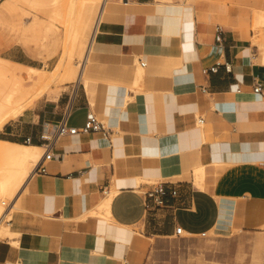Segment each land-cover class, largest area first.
Segmentation results:
<instances>
[{
	"label": "crops",
	"instance_id": "1",
	"mask_svg": "<svg viewBox=\"0 0 264 264\" xmlns=\"http://www.w3.org/2000/svg\"><path fill=\"white\" fill-rule=\"evenodd\" d=\"M112 2L79 82L0 129L43 155L62 121L81 127L92 111L109 124L54 140L46 170L11 202L25 193L0 264H147L179 226L264 228V62L250 25L264 0ZM157 182L162 204L146 197Z\"/></svg>",
	"mask_w": 264,
	"mask_h": 264
},
{
	"label": "rangeland",
	"instance_id": "2",
	"mask_svg": "<svg viewBox=\"0 0 264 264\" xmlns=\"http://www.w3.org/2000/svg\"><path fill=\"white\" fill-rule=\"evenodd\" d=\"M86 3L85 0H0V56L25 64L46 66L48 74L57 68H60V74H63L70 66L72 70H76L78 77L82 66L80 60L87 52L100 9L97 0H92L88 8L84 9L83 6ZM252 10L250 25L254 31L253 45L256 46L255 51L260 55L259 60L264 62L262 58L264 25L255 23V12L254 9ZM72 15L75 27L79 30V36L70 37L65 42L69 31L71 30L70 34L73 32L74 26L69 21ZM47 28H49L48 33ZM97 43L98 41L95 44L96 50ZM91 61H94L93 57ZM11 65L17 70L21 69L18 64L11 63ZM91 67L99 68L98 63ZM22 74L25 78L27 77L24 72ZM2 79L0 78V85L3 82ZM76 79L71 78L66 81L57 79L49 85V88L60 90L61 94L63 90H70L74 84H77L79 81ZM90 79L107 82L110 86L124 84L119 82L121 81L119 78L106 79L92 75ZM125 85L133 91L138 88L137 84H131L128 80ZM38 90H41V87L31 94L34 98L30 96L33 101L30 97L26 99L28 101H26L24 112L32 108L40 97L53 98L52 94L47 92L35 99ZM98 116L102 122L106 123L103 115L98 114ZM4 148L6 146L0 144V149ZM11 166L12 160L0 151V174ZM23 194L25 193H22V197ZM19 197L3 224H7L19 210L22 198L21 195ZM12 199L13 197L7 194L0 198V202L4 200L6 203L2 205L6 208ZM0 237L3 236L0 235ZM147 264H264V228L244 229L235 225L230 229L216 228L213 234L208 232L205 235H193L183 231L182 234L173 237H163L155 241L152 246Z\"/></svg>",
	"mask_w": 264,
	"mask_h": 264
},
{
	"label": "bare ground",
	"instance_id": "3",
	"mask_svg": "<svg viewBox=\"0 0 264 264\" xmlns=\"http://www.w3.org/2000/svg\"><path fill=\"white\" fill-rule=\"evenodd\" d=\"M85 1L87 3L83 6V8L87 9L88 4L92 0ZM97 1L99 3L100 9L96 24L91 34L87 52L84 58L80 60L82 66L78 77L76 75V70H72L70 66L67 68V70H65L63 74H60V68H57L56 70L51 71V73L48 74L46 66L41 67L25 64L19 61H14L4 56H0V78H3V82L0 85V129L10 120L17 118L24 112V110L26 109V101H28L26 99L32 96L31 94H33L39 87H41V90H38L39 92L35 95V99L46 92L57 94L60 90L49 88V85H51L52 82L57 81V79L66 81L70 80L71 78L76 79L77 77L76 80H78L83 76L86 63L89 59V53L92 49V41L94 40V35L98 24L107 19V14L112 11L111 6L112 3H114L112 2V0ZM83 8L81 10H83ZM73 9L74 11L76 9L75 3ZM72 16L69 21L71 22V25L74 26L73 32L72 34H70L71 30L69 31V35L66 37L65 42L70 37L79 36V30L75 27L74 16ZM68 17L70 16L68 15ZM254 21L257 25H264V11H257L254 16ZM48 29L49 28L46 29L47 33ZM262 58H264V54ZM11 63L18 64L21 69L17 70V68L12 67ZM70 71L71 73L73 72V74H71ZM22 72L27 75L26 78L23 76ZM142 77L143 69L140 71L139 81L142 79ZM32 97L34 98V96ZM33 98H31V101H33ZM0 144L6 146V148L0 149V151L12 160V166L5 169V171L0 174V198L5 197L7 194H10V196L13 197L12 200H15L22 191L27 190L26 186L30 178L35 173L36 165L41 158L42 148L38 145L2 139H0ZM201 173L202 169H196V181L200 180ZM2 203L4 204L6 202L4 200L0 202V235H2L3 237L12 236L14 233L10 228V221H8L7 224H3L4 219L9 215L11 211L12 203H8V206L6 208L2 205ZM211 232L214 233L215 231L212 230Z\"/></svg>",
	"mask_w": 264,
	"mask_h": 264
},
{
	"label": "built area",
	"instance_id": "4",
	"mask_svg": "<svg viewBox=\"0 0 264 264\" xmlns=\"http://www.w3.org/2000/svg\"><path fill=\"white\" fill-rule=\"evenodd\" d=\"M221 36H218V39L220 40ZM143 65H145V62H142ZM256 91H261L262 87L260 85L256 86ZM105 130V127L103 125V122L100 120L98 115L95 112H89L87 114V120L85 124L81 127L77 126H69L66 124V122L62 121L60 122L56 130L54 132L53 137L46 136V139L48 140V143L46 145L45 151L43 155L41 156L39 162L36 165L35 171L36 170H46L45 166V160L50 159L53 155L51 151L52 144L54 140L60 136V135H65V134H76L80 132H98V131H103ZM29 140V139H28ZM168 193V188L164 182H157L154 187L151 190L146 191V197L148 200H154L157 204H162L165 202V196ZM173 194L177 193L176 189L172 190ZM183 228L179 226L176 230L177 234H182L183 233Z\"/></svg>",
	"mask_w": 264,
	"mask_h": 264
}]
</instances>
